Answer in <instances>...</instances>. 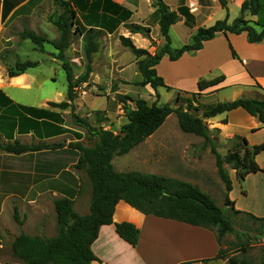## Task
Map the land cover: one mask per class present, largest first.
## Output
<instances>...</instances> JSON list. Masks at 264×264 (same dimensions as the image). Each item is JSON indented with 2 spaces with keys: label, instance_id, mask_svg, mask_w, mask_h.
Wrapping results in <instances>:
<instances>
[{
  "label": "crops",
  "instance_id": "crops-1",
  "mask_svg": "<svg viewBox=\"0 0 264 264\" xmlns=\"http://www.w3.org/2000/svg\"><path fill=\"white\" fill-rule=\"evenodd\" d=\"M162 1L178 13V20L169 28L170 45L176 48L172 45L173 39L180 47L188 42L198 27L211 26L223 19L232 22L240 14L245 0H225V7L219 0ZM76 2L73 30L76 27H95L101 34L89 77L74 87L76 96L71 106L60 109L49 105L50 102L60 103L67 99L66 74L62 87L56 85L58 76L65 71L61 61L55 57V48L52 45L45 50L43 44V51L38 50L41 55L33 56L31 52L36 50L29 45L31 41L19 35L28 29L45 36L48 42L44 43L55 40L58 32L49 16L56 12L57 7L52 0H0V140L3 143L18 141L27 145H51L21 154L0 153V197H3L0 203H8L12 197L19 201V233L56 236L54 200L60 197L73 200L76 213L85 215L89 212L90 181L84 169L75 167L79 152L69 146L75 142L85 145L88 132L73 122L71 114L83 118L92 128L119 133L127 119L114 96L123 94L138 98L132 94L135 92L143 98L144 93L151 90L146 85L143 87L145 92H139L141 87L135 85L141 81L136 67L137 58L121 44L119 36L128 38L136 48L151 54L165 42L152 0ZM189 2L196 4L195 11L189 10ZM260 2L263 7L258 14L247 15L246 19L264 20V0ZM181 7L184 11L180 10ZM234 9L239 14L231 16ZM127 24L148 28V35L129 31ZM72 49L81 53V44ZM66 53L73 64L74 77H78L82 54L73 55L70 50ZM27 60L36 62V65L15 75L8 74V69L17 62ZM155 70L171 88L168 93H199L208 97L209 104L239 97L261 98L262 92L254 85L264 89V40L253 43L248 41L246 32H219L204 41L196 51L184 52L175 60L163 56ZM115 75L120 81L114 80ZM221 75L223 79L218 84L199 90V80ZM95 84L104 85L106 94L92 95L90 90ZM94 97L102 98L98 107L93 106ZM21 106L42 109L51 115L44 116L40 111L24 112ZM97 110L103 111V115H95ZM110 114L114 115L110 117ZM224 118L225 123L222 122ZM208 121L211 128L219 129L224 140L238 135L246 138L248 146L264 143V127L242 108L217 114ZM158 130L141 143L152 140ZM255 161L264 169V150L256 154ZM229 176L232 188L226 194L233 201L234 208L264 217V172L250 173L240 181L231 169ZM112 220L113 223L100 226L91 245L99 259L93 264H108V258L112 260L111 264H226L224 259L216 257L220 246L209 228L143 214L123 200L115 205ZM123 221L133 223L139 230L134 247L115 231L114 223ZM49 228L51 233L46 234Z\"/></svg>",
  "mask_w": 264,
  "mask_h": 264
},
{
  "label": "trees",
  "instance_id": "trees-1",
  "mask_svg": "<svg viewBox=\"0 0 264 264\" xmlns=\"http://www.w3.org/2000/svg\"><path fill=\"white\" fill-rule=\"evenodd\" d=\"M52 2L57 10L56 14L51 16L50 21L56 26L59 36L49 42L56 50L55 57L61 61L68 86L67 99L60 103L50 102L49 105L64 109L71 106L75 97L74 87L88 78L91 71L89 65L91 55L98 49L101 31L95 27L87 29L76 27L73 30L76 17L74 10L76 0H52ZM219 2L225 7V0H219ZM152 3L156 7L159 17V31L165 41L162 47L151 54L145 49L136 48L124 36H119V39L121 44L127 47L137 58L136 67L141 75V81L135 82V84L139 86L148 85L154 92L158 87L171 90L155 70V66L165 55L170 60H175L184 52L200 49L204 41L212 39L219 32L224 34L246 32L248 41L253 43L264 40V20L251 21L246 19L247 15L258 14L263 7L260 0L243 1L240 14L230 23L227 22V19H223L216 21L211 26L198 27L188 42L177 48L170 45L169 28L178 20V13L169 9L162 0H152ZM180 10L183 8L181 7ZM126 27L131 32H139L145 36L149 32L148 28L135 24H127ZM75 32L81 35V48L87 60L84 73L76 79H74L71 67L65 58V50L69 47ZM19 35L23 39H29L34 44L35 49L43 51V42L47 41L45 36L28 29L23 30ZM232 54L236 56L233 50ZM35 65L36 62L29 60L17 62L13 68L8 69V74L15 75ZM222 79L223 76L221 75L209 80H199L198 88L203 90L218 84ZM254 87L262 92L261 98L239 97L230 101H219L204 106L200 115L195 112L199 109L190 104L187 105V110H184L180 104L176 107L167 103L161 105L148 104L142 98L132 99L127 95H122L120 99L127 122L121 126L119 133L116 134L110 130L92 128L83 118L75 117L77 123L83 126L92 138H96L91 146L81 142L69 144L70 147L79 152L75 167L84 169L90 181L89 212L85 215L76 213L73 209V200L68 197L55 199L56 236L43 237L20 232L11 244L12 255L19 260L20 264H93L99 259L93 253L91 245L97 238L100 226L113 223L112 215L115 205L119 200H123L143 214L209 228L215 234L216 241L220 246L216 257L224 259L226 264H255L243 255L247 240H245L246 242L241 241L240 244L242 257L239 258L234 254L227 255V251L221 246V241L227 233L233 231V227L229 220L224 217L222 209L209 194L202 191L197 185L154 173L119 172L112 165V159L115 156L128 153L133 147L153 134L166 118L174 113L182 132L200 136L210 146L211 153L215 158L217 172L224 182L226 193L229 192L232 188L231 179L223 165L228 164L229 168L235 171L236 177L240 181L250 173L264 172V169L260 168L255 161L256 154L264 150V143L248 146L246 138L235 135L228 139L229 145L226 154L223 156L217 152L212 135L213 133L218 134L219 129L210 130L204 119L242 108L251 116L256 117L261 126L264 127V89L258 84ZM126 100L133 102L134 106L126 105ZM21 108L24 112L40 111L44 116L51 115L50 112L42 109L26 106H21ZM222 122L225 123L226 118ZM49 147H51L49 144L27 145L15 141L2 144L0 151L21 154ZM225 205L229 206L235 215L245 216L258 226L259 232L264 234V217H257L252 213L235 209L233 201L229 200L227 194L225 195ZM16 210L17 208H14L15 219L17 218ZM114 228L121 239L133 247L136 246L139 230L133 223L127 221L114 223ZM177 264L188 263L180 262Z\"/></svg>",
  "mask_w": 264,
  "mask_h": 264
},
{
  "label": "rangeland",
  "instance_id": "rangeland-1",
  "mask_svg": "<svg viewBox=\"0 0 264 264\" xmlns=\"http://www.w3.org/2000/svg\"><path fill=\"white\" fill-rule=\"evenodd\" d=\"M53 14H56V12ZM235 14L237 15L239 13L234 9V12H231V16ZM51 16H49V20ZM187 24L189 25L190 22H187ZM58 36L59 32L57 33V38ZM79 43L81 44L80 36L77 32H75V35L71 39L69 47L65 50V58L71 67L73 75V64L70 62L69 57L66 56L67 51L70 50L73 55L82 54V57L79 60V71L81 70L80 75L84 73L85 67L87 66V60L83 54L82 48L81 53L77 52L76 49H72L75 47H79ZM43 44L45 50L52 48V44L50 43L43 42ZM178 44L179 43L177 40H172V45L174 47L177 48L179 46ZM29 45H31V47H34V44L32 42H29ZM35 50L36 51L31 52V54L33 56H40L41 51L39 52L37 49ZM92 63L93 54L91 55L89 64L91 70ZM76 78L77 77H74V79ZM114 80L117 82L120 81V79L116 77V75L114 76ZM65 81V72H63L62 76H58L56 85L61 88L63 82ZM95 85L96 86L92 87L90 90V92H92V95L106 94L104 85ZM140 87L141 90L138 87L132 86L133 89L136 88V90H140L139 92H145V90L143 89L144 86ZM148 89L150 88L148 87ZM167 91L169 90L163 87H158L155 92L151 89L149 90V92L146 91L144 93L145 96L143 95L142 99L147 101L148 104L156 103L161 105L167 103L172 105L173 107H176L180 104L182 105L184 110H187L186 107L188 104H190L192 105V107L199 109L198 111H195L198 115L202 113V108L206 105H210L209 103L211 102L207 100L208 97H205L204 95L199 93L185 94L178 91L168 93ZM132 94L140 98V96L136 95L135 92ZM122 95L116 94L114 96V101L120 105V109H122V102L120 99V96ZM176 96H178V98H176ZM92 103L93 106L98 107L99 104L102 103V98L94 97ZM126 105H128L129 107L134 106L133 102H130L129 100H126ZM192 112L194 111L192 110ZM100 113H102L103 115V111L98 110L94 114L98 116L100 115ZM113 115L114 114H110V117H112ZM71 116L73 117V122L75 124H78L76 121L77 119L75 118L76 116L73 113L71 114ZM204 121L206 122L208 128L212 130L213 128L210 127L208 119H204ZM158 129L159 130L156 136H154V138H152V140H150L148 143L138 144V146L134 147L130 152L121 156H115L112 159V165L114 169L119 172L137 171L142 173H154L188 181L197 185L202 191L209 194L214 202L222 209L224 217L229 220L231 226L233 227V231L231 233H227L221 241V246L227 251V255L234 254L239 258L242 257L240 244L241 241L247 240V243L244 246L245 254L243 255L248 257L255 264L264 263V234L259 232L258 226L254 225L245 216L235 215L229 208V206L225 205V185L217 172V168L215 166V158L211 153L210 146L204 142L202 137L182 132L179 128L178 121L174 113L170 114ZM212 135L214 136V143L216 145L217 152L224 156L229 145L228 139H222L219 133H213ZM95 139V137L92 138L90 133H87L85 136V145H93ZM2 144L4 143L0 140V146ZM0 153L4 152L0 151ZM223 167L229 175L231 171L229 165L225 163ZM2 199L3 197H0V200ZM7 202L8 203H5L3 205H1L0 203V263L19 264V260L12 255L11 251V244L19 235L20 231L19 201L15 197H12ZM14 208H17L16 219L14 217ZM50 233L51 232L49 228V231H46V234ZM107 260L108 264L112 263V260L110 258H108Z\"/></svg>",
  "mask_w": 264,
  "mask_h": 264
},
{
  "label": "built area",
  "instance_id": "built-area-1",
  "mask_svg": "<svg viewBox=\"0 0 264 264\" xmlns=\"http://www.w3.org/2000/svg\"><path fill=\"white\" fill-rule=\"evenodd\" d=\"M188 6H189V10L190 11H195L196 10V4L194 2H189Z\"/></svg>",
  "mask_w": 264,
  "mask_h": 264
}]
</instances>
